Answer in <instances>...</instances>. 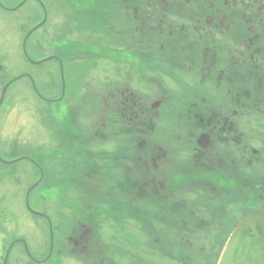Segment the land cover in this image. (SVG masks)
<instances>
[{"label": "flooded vegetation", "instance_id": "flooded-vegetation-1", "mask_svg": "<svg viewBox=\"0 0 264 264\" xmlns=\"http://www.w3.org/2000/svg\"><path fill=\"white\" fill-rule=\"evenodd\" d=\"M24 28L20 40L18 32ZM55 32L83 35L57 37ZM104 57L144 64V78L161 73L178 85L185 82L184 89L191 83V96L185 91L181 99L171 96L168 83L154 98H143L129 86H113L97 95L96 131L90 139L108 142L116 136L107 131L109 123L124 122L134 132L132 153H111L116 154L113 164L124 169L122 182L104 170L102 160L109 152L84 148L86 136L77 131L80 114L64 103L66 64ZM46 62L57 68L59 83L54 74L49 76L53 87L60 86L54 96L39 94L37 76L29 69ZM188 75L193 77L189 82L184 79ZM0 78V91L9 85L0 109L20 80L30 82L46 102L64 103L62 122H52L53 128L60 124L62 147L50 152V161L63 158L73 168L74 145L85 162L83 179L77 182L73 170L68 172L65 190L56 193L61 209L70 212L62 216L63 223L56 224L47 211L48 217L40 215L48 229L46 252L36 255L18 228L0 219V264L6 258V264H23L14 251L17 244L30 264H158L157 258L166 264H219L236 225L250 213L264 218V0H0ZM16 125L18 121L12 123ZM36 163L44 179L45 171ZM137 168L143 177L135 176ZM185 185L192 196L183 193ZM72 187L90 190L91 199L81 205L68 193ZM55 188L48 184L43 191ZM114 191H121L128 216L119 214ZM200 194L213 202L207 211L200 209ZM109 195L115 202L106 208L113 215L96 209ZM25 201L29 211L27 194ZM140 203L163 213L141 214ZM231 209L241 214L233 224ZM125 223L131 228L138 224L144 235L150 234L158 246L151 255L130 248L123 263L119 254L127 249L124 243L134 244L137 233L126 231ZM152 226L164 229L165 239L172 236L180 246L164 242L162 231L153 234Z\"/></svg>", "mask_w": 264, "mask_h": 264}, {"label": "rangeland", "instance_id": "rangeland-1", "mask_svg": "<svg viewBox=\"0 0 264 264\" xmlns=\"http://www.w3.org/2000/svg\"><path fill=\"white\" fill-rule=\"evenodd\" d=\"M25 32L26 28H24L23 31L18 32L17 37L22 40ZM55 35L57 37L71 36L75 38L76 36L82 37L83 34L82 32L78 35L73 34V32H55ZM25 64L28 63L25 62L24 65ZM9 65L12 66L11 64ZM143 65L144 64L140 62L136 63L135 66L122 61L115 63L112 58L107 57L101 58L97 62L78 60L70 61L68 65L66 64V97L64 103L72 104V108L77 111L78 116L80 114L81 119L80 123L77 125V131L81 132L80 129H82L83 134L88 138H82V142L85 140L84 148L97 150L98 147H101L104 151L109 152L105 153L108 154L109 157L102 160L104 170L116 175L117 178H120V182H122L121 177L122 179L124 178L122 175L124 169L121 166H115V163L113 164L115 160L113 157L116 154L113 155L111 153H132L136 149H134L136 146H134V141L132 139L134 132L129 130L124 122H121L119 126H111V123H109L107 131L111 136L112 134L113 136L114 134H117L116 136L112 137L108 142H97L95 139H90V137H95L96 131L94 113L96 114L97 112L98 114L99 112L98 107L95 105L97 95L107 93L109 91L108 89L113 86H129L143 98H148L150 96V98H154L155 93H160L161 85L168 83V85L170 84L173 88L171 89L169 86L167 87L172 97L173 93H176L181 99V96L185 91L186 95L191 96V83H186L184 89L183 85H185V82L181 81L183 85H178L173 79H167L166 76H163L161 73H146L144 78L140 73V71H143L145 68V65ZM29 69L37 76V84L43 95H56L55 93L60 90V86L53 87L49 80V76L54 74V79L59 83L57 68L53 63L46 62L39 66H30ZM105 71H107V73ZM173 73L174 75L176 74L175 72ZM4 76L8 78V74ZM192 78L193 77L189 75L184 76V79L188 82ZM178 79L180 80L181 78ZM64 103L56 104V102H46L42 97H39L38 94H36L30 82L20 80L12 85L4 106L0 109V153L3 157V159H0V219L6 218L4 222H9V227L11 229H13L12 227L18 228L19 234L28 241L31 250L36 255H41L46 252L48 248V229L45 219L40 215L30 213L25 206L26 194L40 175V172H38L36 168V162H39L40 167L45 171V177L42 180L43 185L41 186L40 184L35 187L30 194L29 199L35 208L52 213L56 224H62V216L70 214L69 210L61 209V203L56 196V193L60 192L59 189L65 190L64 184L69 182L67 173L73 170L77 182L83 179L82 169L85 166V162L80 157L81 154L77 155V152H80L79 149H73L74 154L72 155V158H75L77 163L76 166L73 165L74 167L71 169L68 168L67 162L63 158L55 159L53 162L50 161V152L53 151L55 147L56 150H58L59 146L62 144L59 142V139H57L60 124L57 128H53L52 124L54 123L52 122H62L60 113L63 111ZM14 121L19 122V127L18 125H16L15 128L12 127ZM67 121L71 123L73 120L69 118ZM21 124L23 125L22 128L20 127ZM172 131H169V134H171ZM161 133L162 132H159L158 130L155 132V137L158 138V140L161 139ZM56 141L58 145H55ZM19 157L23 158H20L15 162H7L8 160ZM121 161L128 160L122 158ZM184 172L187 173L185 170ZM144 174L145 173L142 172L140 168H137L135 171V176L137 178L143 177ZM180 177L181 176H178L175 181H178ZM48 184L55 186L57 189L55 188V190L44 192L43 189H46ZM186 189L187 185L184 186L183 193L187 192L186 195L188 194L192 196L190 191H187ZM61 192L63 193L64 191ZM117 192L119 206L118 212L120 215L128 216L131 213L127 206L121 204L123 199V196L121 197L120 195L121 191H114L113 194H117ZM68 193H70L73 198L77 199L81 205H83L85 199L88 201L91 199L90 190L72 187V190ZM61 198L66 197L62 196ZM104 198L105 204L102 205L100 203L99 205H96V209H102L103 212H107L106 215H113L112 211L109 210V208H106V206L114 204L115 200L111 201V195L104 196ZM199 199L201 201L199 203L200 209L202 211L209 210L210 203L213 202H210L203 194H200ZM137 209L141 211V214L145 215L163 213L162 211H158L157 207L145 206L142 203L137 206ZM231 212V224H233L241 214L237 209H231ZM12 214H14V216H12ZM106 218L107 217L104 219ZM209 220L211 224H217L218 221L212 217H209ZM128 225L129 224L125 223L126 231L131 230V233L134 234L132 230H135L137 233H135L134 244L128 242L124 243V246L127 249L119 254L123 263L128 262L129 260L128 255L129 251H131L130 248H134L135 252L140 251L145 255H151L152 251L158 247L152 241L149 236L150 234L144 235L142 233V228H140L138 224H136L134 228H131ZM153 225L157 227L160 226L157 223H153ZM150 231H152L153 234H159V232L162 231L164 242L171 244L174 247L180 246L179 240L175 238L173 239L172 236L165 239L164 229L152 226ZM14 251L20 254L23 264L31 263V260L23 251L21 244H17ZM137 255L136 259L138 260L139 257ZM139 255H142V253ZM156 260L158 264H166L161 258H157Z\"/></svg>", "mask_w": 264, "mask_h": 264}, {"label": "water", "instance_id": "water-1", "mask_svg": "<svg viewBox=\"0 0 264 264\" xmlns=\"http://www.w3.org/2000/svg\"><path fill=\"white\" fill-rule=\"evenodd\" d=\"M35 29L32 28L27 37L31 34V32ZM43 59L40 61H36L37 63H41L45 60L51 59ZM34 82V80H33ZM35 88L38 90L36 83ZM8 84L0 91V106L4 101L6 91L8 88ZM65 90V81L63 77V94ZM39 92V90H38ZM40 93V92H39ZM41 94V93H40ZM23 158H15L12 160H8L7 162H15L18 159ZM0 159L3 157L0 154ZM43 178V174L41 177L30 187L27 193V207L28 209L36 214V215H44L48 217L44 212L35 209L30 204V193L32 189L41 182ZM10 251V249H9ZM8 251V254H9ZM27 251L30 255L31 252L27 245ZM8 257V255H7ZM7 262V258L5 259V264ZM219 264H264V218L260 215L250 213L246 215L235 227L234 233L224 248V251L221 255V259Z\"/></svg>", "mask_w": 264, "mask_h": 264}, {"label": "trees", "instance_id": "trees-1", "mask_svg": "<svg viewBox=\"0 0 264 264\" xmlns=\"http://www.w3.org/2000/svg\"><path fill=\"white\" fill-rule=\"evenodd\" d=\"M73 149H76L74 145L71 147V150H72V151H73Z\"/></svg>", "mask_w": 264, "mask_h": 264}]
</instances>
